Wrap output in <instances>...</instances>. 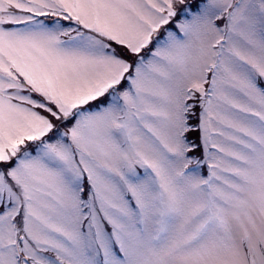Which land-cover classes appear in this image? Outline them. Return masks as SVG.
Here are the masks:
<instances>
[{"label":"snow or ice","instance_id":"6c2138e0","mask_svg":"<svg viewBox=\"0 0 264 264\" xmlns=\"http://www.w3.org/2000/svg\"><path fill=\"white\" fill-rule=\"evenodd\" d=\"M0 264H264V0H0Z\"/></svg>","mask_w":264,"mask_h":264}]
</instances>
